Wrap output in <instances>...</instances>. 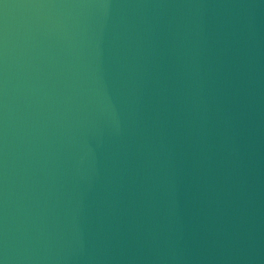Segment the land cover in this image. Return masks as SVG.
I'll return each mask as SVG.
<instances>
[{
	"label": "water",
	"instance_id": "1",
	"mask_svg": "<svg viewBox=\"0 0 264 264\" xmlns=\"http://www.w3.org/2000/svg\"><path fill=\"white\" fill-rule=\"evenodd\" d=\"M0 264H264V0H0Z\"/></svg>",
	"mask_w": 264,
	"mask_h": 264
}]
</instances>
